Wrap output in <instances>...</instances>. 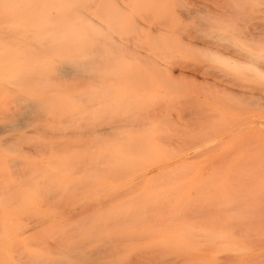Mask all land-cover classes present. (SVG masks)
<instances>
[{
    "label": "rangeland",
    "instance_id": "1",
    "mask_svg": "<svg viewBox=\"0 0 264 264\" xmlns=\"http://www.w3.org/2000/svg\"><path fill=\"white\" fill-rule=\"evenodd\" d=\"M187 1L189 2L187 4V7L190 8L192 6V8L190 10L193 11V15H192L193 17L190 19L180 17L181 16L180 13H181V11H184V8H185L184 4ZM187 1L185 0V2L183 3V0H182V2L180 1L181 3L179 1L177 3L176 0H163V1L162 0H139V3H138L139 5L137 7L138 9H137L136 16L134 18V24H133V27H135L137 32L134 33L132 31L133 27H131L127 32H128V34L130 33L129 34L130 37L134 36L136 38V41H137L136 44L138 42L141 46H142V44H144V45L148 44L147 46L143 45L144 47H147L146 51H145L146 48L143 49V47H138L137 46L138 44L137 45L135 44V48L137 49L136 50L137 53H134V54L131 53V57H132V55H135L134 57L136 60V59H138L136 57V55H138V53L143 55V51H144L145 55H147V56H145V55L142 56L140 54H139V56H141L140 58L143 57V59L148 57V59H147V61H146V59H144L146 61V64L143 66L142 63H140V65H139V62H141L139 59H138L139 62L135 63V60L132 61L131 58H129L132 62H134L135 64H138L137 65L138 67L135 66L137 68L136 69L133 66L135 64L134 63L131 64L132 62L128 59V57H125L123 55V58L124 59L126 58L125 60H127V63H126L125 60H123V58H122V61L125 62V63L122 62V65L125 66L124 64H126V67H124V70L126 71L127 76H126V73L123 72V70L121 69L123 66L121 68H119L121 66V63H120L121 61H120L119 62L120 66L118 65L116 68L121 69V70H119V72L121 71L123 74L121 73V76H120L121 80L119 82H117L118 85L116 84V88H118V89L115 90V95L117 97L119 95V97L118 98L114 97V100L117 99L116 100V102H117L118 100H120L119 98H122L123 100L121 99L120 101H122V102L124 101V103H126V105H124V103H123V105H121V107H120L122 109L121 112H123V114H125V117H121L120 116L121 114L119 115L120 118H122V119L126 118L127 113L131 114V112L133 113L134 112L133 110H135V111H139L140 112L139 114L141 116L143 115V113H146V114H151V115H147V117L148 116L154 117L153 119L156 118V120L158 122L163 120L160 123V125H162L160 127V128H162L161 133L162 132L167 133L169 131V129H164L165 128L164 126L167 123L169 124V122H167V123H164V122L169 121V120L170 121L174 120L175 122L171 123L173 125L174 123L177 122L178 117L184 115L185 113H187L189 111L191 112L194 110L195 113L198 114V115H196L193 111L192 113H194V116L201 117L200 119L197 117L196 121L201 120V119L203 120L205 118V121L207 120V123H210V121L212 122L211 123L212 128H215L213 126H217V125L218 126L216 127V129L206 128L209 131L203 130L204 132H202V131L197 132V133H199V134H197L198 136L195 135L196 133H193L192 137H194V135H195L193 141L199 136L200 137L196 140L197 142H200L201 137H202V139L207 138V140L210 139L211 141L213 139L214 141H212V142L209 140L210 143L205 139H203V140L206 143L208 142L207 145L211 146V147L212 146L215 147L218 144V146H216L217 150H214L215 152L213 151L212 153L206 154V156L205 155H203L202 157L199 156L198 159H195L193 161L189 160L186 163L181 164L179 162V160L181 159L182 155L180 157L179 156L176 157V156L181 154L182 151L179 152L181 149L175 147L174 146L175 143H174L171 146L172 148L167 149L169 152H166V153L165 152H160V153H156V154L155 153L154 154L153 153L152 154L137 153L138 155L136 153H134V155H132L133 153H130V154L128 153L129 155L128 154L127 155L116 154V156L119 159L118 161L125 159L124 163H123V161H122V163L120 162L122 164V166L119 163V165H120L119 167L117 166L118 165L117 163H116L117 165H114L115 161L113 162V164H111L112 161L105 158L104 155H102V157L98 156V158L103 160L107 164V165L105 164V166H108V167H105V166L99 167V165H101V164H99V165H97L98 163L95 164V160L97 159V156H95V159H94V157L93 158L91 157L89 159V160H92V162H89L88 159H86L87 164L83 163L86 161L82 162L83 156L81 157V159L79 161H77L78 155H80V154L86 155V153H83L82 151H80V154L76 153L77 159L74 158V159H76V161H73L71 159L75 163V166H76V164H77V166H79V164H80V166L79 167H73L72 169H70L71 170L70 171L67 163L65 165H64V163H62V165H61V162L63 160V157H64V159L65 158L67 159L71 156L70 154H73V152H71V153L65 152V150H68L69 147L68 146L61 147L60 145H57V150L55 149L56 147L55 148L53 147L54 151L50 150L49 145H50L51 141H52L51 143L53 146H56V144H58V143L53 144L54 141L49 140V139H52L51 135L54 132L52 133L51 131L53 130V128H56L53 131L58 130L57 127L60 128L59 126H61V125H59V124H63L65 127L67 126L66 128H68L69 122H70V124L72 122V125L74 124L72 119H71L72 121L71 120L69 121V118H71L70 116H72V109L74 108V107L73 108L69 107L73 103L71 101L68 102L69 104H67L69 107L68 109H70V111L66 110L67 113L69 114L68 115L66 113V115L68 116V119L65 120L68 125H65L66 123L64 122V120L62 121V119L61 120L59 119L60 117H57L58 119L55 117L52 118L53 116H56V115L58 116L60 114L54 113L53 115H48L46 113L45 116H47V117L51 116L48 119L57 120V121H54L57 123V125H55V124H54V126H52L53 124L49 125V123H51V122H49L50 120L48 121V119L45 120L46 118H44L42 121H40L41 123L38 122L35 124V126L32 125L33 129H31L32 126H30V128L27 127L25 129H22V131H15V132L11 131L13 133L6 132L3 134H0L1 135L0 136L1 141L7 140V139L8 140L14 139V137H19V140H16L13 143L11 142V144H10L11 146H9V147L7 146V144H5L6 146L4 144L0 145L1 147H3L2 145L5 146L3 148L0 147V171H1L0 172V175H1L0 176V180H1L0 183L3 181V183H1V186H0V193H1L0 194L1 195L0 196V231L2 232V233H0V264H20V262H22L21 261L22 259L26 260V257L29 258L26 261L31 260L30 262H32V263L35 262L34 264H37L40 259L42 260V262L40 261L41 263H43V260L49 261L51 259L60 260L61 258H63L65 260H67V259L69 260L67 254L72 255L73 253L79 254V255H77L79 257H77V259H76V260L79 259V262L77 261L76 263H78V264L83 263L84 264V260L83 261L81 260L82 259L81 258L82 256H80L81 254L83 255V253H85V255H83V256L86 257V254H88L89 250L91 251L94 248L96 249L97 247L101 246L102 244L106 247L109 245L108 243H110L111 240L114 241L115 238L120 239V241H118V243H117L116 239L114 241V243L116 242L115 244H117V246L121 245V243L123 244V246H125V245L127 246L130 242V239L132 240L134 238L133 235H132L133 237H131V233L137 234V232L142 233L143 230L147 231L149 229V227H148L149 223L151 224V222H149V221L153 220L155 215L164 214L162 216H165V218L167 216L171 217L172 216L171 215L172 210L175 213L178 212V214L181 212L183 213V214L181 213L180 215L177 214L180 217V218L176 219L178 227L179 226L181 227L183 225L182 223H186L187 220H189V219L196 218L198 221L202 222L204 220V218H206L203 221V226H201L202 223H200L201 225L200 224L199 225L201 227L198 225V226H196L197 228H195V226L189 227V225H183L181 227V229L178 228L177 230H176V228L175 229L171 228V230H168L169 228L167 226L153 229V230H157L156 234L158 233V235H156L155 238L161 239V240H158V239L157 240L155 239V240H156V242L158 241V242L163 244V246H160L161 244L157 242L158 244H160L159 246L161 247V249L164 247L163 252H165V253L169 252L171 254V256H173L175 258V261L177 263L180 262L179 259L185 260L188 258V260H186L185 264L186 263L187 264H264V123H262V122H264V79L260 78L258 76H255L254 73L251 74L249 71H245L244 74H243V72L237 73L238 70L234 71L229 66H226L223 64H221L222 67L220 68L219 67L220 64L218 62L213 60L211 57H208L209 56L208 52L211 54H213V53L218 54V52H215V51H219V53H221V55H224V57H227V58L231 57L235 60L240 59L241 61L244 60V62L251 61V59L247 58V56H245L244 54L242 55L241 52L240 53L236 52V51L234 52V50H233V52H231L232 54H230V52H229V51H231L230 44H235V42H234L235 37L234 38L231 37L232 39L229 37L231 39L230 40L231 42L230 41L228 42V41H226L227 39L226 40L223 39V37L226 33L222 34L223 37H220L221 35L219 36V38L217 39L218 44L216 45V39L213 38L215 41L212 39L211 33L214 31H216L215 33H217V32L221 33V31H220V29H217V27H216L217 25H215V27H214V25L212 26L213 22L211 21L209 15L206 14L207 13L206 9H209L210 7L212 8V6H210V7L207 6L208 4H207L206 0H191V1L187 0ZM176 3H177V5H176ZM198 4H201V5H198ZM4 5H5L4 2H0V6H4ZM5 8L6 7L1 8L2 11H5ZM201 10L204 12L201 13L202 12ZM194 12H195V14H194ZM151 14L152 15L154 14V15L152 16ZM200 14H202V15H200ZM204 15L206 16V18ZM159 16L161 19L167 17L168 22L165 21L166 19H164L165 22L163 20H161L162 21L161 22ZM203 16L206 20L204 18H199V17H203ZM151 18L153 19V21L151 20ZM203 19L206 22L208 20H210V21H208L207 24H203L201 22V20L203 21ZM157 21H158V23H157ZM161 23H164V24H161ZM165 23L167 24V26ZM201 25H203V26H201ZM204 25H205V27H204ZM183 26L186 29L185 28L182 29ZM186 26H188V28ZM202 28H204L205 30ZM203 31H205V32H203ZM155 32H157V33H155ZM199 34L202 36L199 37L200 36ZM208 34H209V36H208ZM196 35H198V36H196ZM126 36L127 35H124V36L122 35V37H126ZM225 37H227V36H225ZM220 38H221V40H220ZM148 39H149V41H148ZM206 39H207V41H206ZM222 39L225 40V42H223ZM167 40H168V42H167ZM236 40L237 39H235V41ZM157 42H159L161 45ZM211 42H214V43H211ZM238 42H240V41H238ZM165 43H168V44H165ZM219 43H222V44L225 43V45L227 43V46L229 44V47L225 46V47H227V49H226L225 47H223ZM52 44L55 45L56 43L53 42ZM103 45H105V44H103ZM132 45H134V43ZM156 45L159 47H157ZM173 46H174V48H172ZM149 48L153 49V50H149V52H148ZM240 48L242 49V47H240ZM228 49H230V50H228ZM172 50H174V51H172ZM182 50H183V52H182ZM160 51H162V52H160ZM34 52L36 53L37 51H34ZM49 52H51L50 55H52L53 52L54 53L60 52V50L49 51ZM155 52L156 53L159 52L157 54H160V55L158 56ZM224 52H226V53L224 54ZM153 53H155L156 55ZM161 53H164V54H161ZM238 53H239V55H237ZM167 54H168V56H167ZM47 55H49V53ZM150 55H151V58H150ZM174 55H176V57H173ZM225 55H227V56H225ZM199 56H201L200 59H199ZM166 57H168V58H166ZM238 57H240V58H238ZM48 58H49V56L47 57V59ZM164 58H166V60H164ZM169 59L171 61H175V62L179 61L177 65H180V64L182 65L183 64L182 61H184V64L186 61L187 64L193 63L192 65L196 64L198 66L201 63L202 64L200 66H202L203 64H204L203 66H207V65L213 66V64H214L213 67L220 68L224 72L226 71L225 74H227V75L229 74L231 76H232V74H230V73H232L234 71L235 76L233 77V80L234 79H235V81L238 80L237 85L234 83V81L233 82L228 81V83L230 82L228 84L227 82L224 83V82L220 81L219 79H217L218 85L216 86L219 90L223 89L227 94H231V93L234 94V96H232L231 98L229 96H227L229 99H225L224 97L223 98L218 97V99L220 98V101H222V102L227 100L224 102L226 104H229L228 102H230V104L234 103V104H232V106H233L232 113H231V111H227L226 107L223 108V106L221 108H223L224 111H227V112H223L222 109H219V111H218L219 105L216 104L217 101H216V103H211V104H213L212 105L213 107L215 105V111H213L214 108L212 106H209V105H205L204 108L205 109L207 107L210 109L213 108L212 113L209 112L210 110H208V109L206 110V112H205V109L203 111L202 106H204V104H205V102L203 101L204 97L203 96L200 97L201 101L204 102V103H201V101L198 100L197 96H195V93H193V92L189 93L188 91L185 90V89L188 90V88L190 90V88H191V84L189 83V80L178 79V80L172 81V79L168 78L167 73L164 72L165 64L170 61ZM206 59H208V60H206ZM148 60H150V64H147V63H149ZM262 60H263V63L259 62L257 64V66L264 71V54H262ZM128 61H130V63ZM180 61L182 63H180ZM208 61H210V62L208 63ZM136 62H137V60H136ZM211 63H212V65H210ZM215 63H217V64H215ZM205 64H207V65H205ZM217 65H219V66H217ZM127 66L128 67L131 66L130 69H132V70L129 69V71H127V69H126V68H128ZM224 66H225V68H224ZM133 68H135L136 70ZM162 73L166 76L162 75ZM160 75L162 76V78H163V76L165 77L164 80L161 78ZM157 76H159V78ZM174 76H177V73H175ZM250 77H252L253 79ZM127 78H129V79H127ZM239 80L241 83H239ZM123 81H124V83H123ZM168 81H169V83H165ZM209 81L212 84L214 82L212 80H209ZM0 82H2L1 84L7 85L6 82H3L2 80H0ZM163 82L165 83L164 84L165 86L167 85L166 86L167 88L165 87V89H163L164 88V85H162ZM130 83H132V84H130ZM219 83H220V86H219ZM214 84H215V82H214ZM225 84L227 85V87ZM239 84H241V85H239ZM130 85H132V86H130ZM126 86H129V88ZM161 86H162V88H161ZM251 86H254V87H251ZM262 86H263V88H262ZM170 87H171V89H170ZM259 87H260V89H259ZM164 90H166V94H165V92H161ZM143 91L145 92V94ZM117 92H118V94H116ZM160 92L163 93L164 96L166 95L167 98L163 99V100L161 99L162 101H159V98H161V97L158 95V93H160ZM124 93L127 97L124 95ZM131 95L134 98L133 100L130 99V98H132ZM164 96H163V98H165ZM185 96H189L190 97V98L188 97L189 100L192 98L195 99L196 100L195 102H197L196 106H198V109H197V107L194 106L195 104L188 103V105H187L188 100L186 99ZM136 97L137 98L140 97V98L137 99ZM171 97H174L173 103L170 101L173 99ZM168 98H169V100H168ZM135 99H137V100H135ZM175 99L177 101L179 99L180 100L177 102V101H175ZM114 100H113V102H114ZM134 100L136 102H134ZM120 101H118L117 103H120ZM116 102L114 103V105H116ZM138 102H140L144 105L142 107L145 108V106H147L150 109L146 108V111H147V109H148V111L145 112V109L143 111V109H141V107L139 108V106H136ZM160 102L162 103V105H164V107L161 105ZM183 102H185V103H183ZM193 103H194V101H193ZM200 103L202 105H200ZM170 104L172 106H169ZM190 104H191V106H190ZM117 105L119 106L120 104H117ZM138 105L141 106V104H138ZM73 106H74V104H73ZM111 107H113V105L112 106L110 105V109H111V111H113V109ZM127 107H129V108H127ZM0 108H3V112H4L5 109H4L3 104H2V107L0 105ZM113 108L115 109L116 107H113ZM120 108H117L118 111H120ZM123 108H126V109H124V111H123ZM182 108L184 109V111ZM234 108H235V111H233ZM127 109H128V111H127ZM158 109H159V111L161 109V111L158 112ZM162 109H164V112H162ZM236 109H237V111H236ZM238 109H239V111H238ZM242 109H244L245 112H243ZM257 109H258V111H257ZM115 111H116V109H115ZM125 111H126V113H125ZM216 111L219 112V114ZM220 111H222V112H220ZM0 113H1V111H0ZM117 113L116 112H112V113L110 112V116L108 113L107 114L108 116L105 115V116H107V118L105 116H104V118L105 119L109 118V120L112 121L114 118H112L111 115H113V114L118 115ZM162 113L163 114L165 113L164 118H163ZM203 113L209 114L208 117L211 120L207 119L208 117H204L203 115L206 116V114H203ZM220 113H222L224 116L221 115ZM224 113L226 114V116ZM216 114H218V115L216 116ZM219 115H221V118ZM157 116H159V117H157ZM202 116H203V118H202ZM117 117L118 116H116L115 119H117ZM192 117H193V115H192ZM212 117H213V119H212ZM102 118H103V115H102ZM157 118H160V119L163 118V119L158 120ZM148 119H150V118H148ZM59 120L61 122H64L65 124L59 122ZM203 121H201V122L203 123ZM0 123H3L2 118H1ZM52 123H53V121H52ZM236 123L239 124L238 127H237ZM1 125L2 124H0V126ZM72 125H70L69 128L70 127L73 128ZM219 125L224 126V127H222V129H221ZM233 125H235V126H233ZM65 127H62L61 129L62 130L66 129ZM166 128H168V127L166 126ZM226 128H227V130H226ZM234 128L236 130H234ZM219 129H221L219 133L223 134V138L226 137L225 139L227 140V142H228V139H231L228 143L227 142L223 143V141L225 142V139L220 141L222 139L221 138L222 135L219 136L220 137V140H219L217 135H220V134L216 133L217 131H219ZM47 130H50L49 132L51 134L49 132H47ZM224 130H226L225 133H229L230 136L227 137V134H225L223 132ZM232 130H234V131H232ZM34 131H36V133ZM207 132H210V133H207ZM49 135L51 138L49 137ZM203 136H205V137H203ZM22 139L25 141H23ZM203 140H201V141H203ZM35 141L37 144L35 143ZM189 141H191L190 143H192V144L196 142V141L193 142L192 140H189ZM42 142L44 145L43 148H41L43 146ZM221 142H222V145H220ZM247 142H249V143H247ZM0 143H2V142H0ZM245 143L248 145V147ZM253 143H254V145H253ZM35 145H36V147H35ZM64 145H65V143H64ZM251 145H253V146H251ZM59 146L61 148H59ZM177 146H179V145H177ZM34 147L37 149H34ZM58 149H60V151L62 149L63 153H66V154L63 155L60 151H58ZM35 150H37V151H35ZM248 150H250V151H248ZM51 151L52 152L57 151L56 152L57 155H55V153L52 154ZM86 152H87V155H90V156L93 155V154H90V151H86ZM177 152H179V154ZM245 152H246V154H245ZM58 153H60L61 155L58 156L59 155ZM167 153H169V154H167ZM45 154H46V156H45ZM199 154L202 155L201 153H199ZM142 155H143V158H142ZM121 156L126 157V158L123 159V157L121 158ZM134 156H135L136 160L134 159ZM59 157H61V158H59ZM171 157H173V158L171 159ZM220 158H222V159L219 160ZM153 159H155L156 163L153 161ZM93 160H94V167H96L94 169L92 167L93 164H91V166H90V164H88V163H93ZM150 160H152L153 162H151ZM156 160L157 161L160 160L159 162L161 163V165L163 167L160 166V163H157ZM214 160H215V163H214ZM12 161L16 163L14 168H13L14 164L12 163ZM58 161L60 164L57 163ZM139 161H140V163H139ZM50 162H51V164H50ZM78 162H79V164H78ZM53 163H54V165H53ZM68 163H70V160ZM130 163H132V164H130ZM49 164H50V166H53V167H50V166L47 167V165H49ZM126 164H129L130 166L128 165L129 167L127 166V168H126ZM17 165H19V166H17ZM63 165L65 166L64 168H66V169L62 168ZM81 165H83V166H81ZM152 165H154V166H152ZM97 166H98V169H102V167H104L106 169L110 167L111 169L110 168H109L110 170L104 169L103 172H101L100 170H97L96 171L97 173H95L94 175L98 174V171L101 172L102 175L99 174L98 175L99 178H96L98 176L97 175L93 176L92 174H93V172H95L94 170L97 169ZM115 166H117V167H115ZM141 166H143V167H141ZM146 166H148V167H146ZM83 167H85V168H83ZM42 168H44V169H42ZM187 168H189L190 170L192 169V170L190 171ZM63 169H64V171H63ZM81 169L83 171H80L81 172L80 173L79 170H81ZM85 169H87V170H85ZM186 169L189 170V172L186 171ZM66 170H67V173H70L71 175L70 174L68 175L67 173H65ZM77 171L79 172L78 177H77V175H78ZM91 171H92V174H91ZM107 171H108V173H107ZM177 171L179 173H177ZM17 172H19L18 175H16ZM26 173L28 174L29 177L27 176ZM74 173L75 174L77 173V175L75 176ZM188 173L190 175L191 174L192 175L190 176ZM64 174L66 175V177H65L66 179L64 178ZM103 175H105V176L103 177ZM23 177H25L24 178L25 181H24ZM160 177H161V179H160ZM92 178H95V180H93ZM176 178H177V180H176ZM98 179H99V181H98ZM148 179L151 181H148ZM4 181H6V182H4ZM8 182H9V185H8ZM139 182H140V184H139ZM202 182H203V184H202ZM47 183L49 185H47ZM151 183H153V184H151ZM10 185H11V187H7ZM161 186L163 187V190L161 189L162 188ZM165 186L168 188H165ZM182 186H184V187H182ZM15 188H16V190H15ZM200 188H202V190ZM53 189H54V191H52ZM147 189L148 190L150 189V191L149 192L146 191ZM11 190H12V192H11ZM101 191H103V192H101ZM163 191H164V193H163ZM165 191H168L169 193H167ZM176 191H177V193H176ZM56 192H58V193H56ZM121 192L123 195L121 194ZM113 194H115V195H113ZM172 195H173V197H172ZM4 197L5 198L7 197L6 203L4 201ZM167 198L170 201H168ZM112 199L114 200V203H112V201H113ZM243 199H244V201H243ZM8 201L10 203H8ZM131 201H132V203L133 202L135 203V204H132L131 206L129 205V207H131L132 209L135 210L138 205L141 207V208L138 207L135 210L136 213L133 214V219H135V217L138 216L137 213H139V211H141V212L143 211V213H145L146 216H144L143 219L146 221H143V219H141L142 220L141 223L145 222V224H146V222H149L144 227L145 229L141 225H140L141 228L138 227L137 226V225H139L138 223L136 225H131L132 227H127L128 224L124 223L122 221V225L124 227L126 226L125 228H123L121 223L119 224V222H121L120 218L123 219L122 218L123 214L125 212H128L129 209H131V208H128V203ZM140 202L142 204L145 202L143 204L144 206H142ZM138 203H140V204H138ZM154 205H157V206H154ZM165 205H167V206H165ZM168 207H169V209L171 208L170 209L171 211L169 213H168V211H169ZM175 207H176V209H178L177 212H176ZM156 208L157 209L160 208V210H157ZM189 208H190V210H189ZM179 209L180 210L183 209V210L180 211ZM84 210H86V212L88 214H90V216L87 215V213H84L85 212ZM144 210H146V211H144ZM81 211L83 213V217H85L87 215V217H86L87 219L86 218H84V219H86V221L89 220L88 222H86L85 220H82L83 217H80L82 215ZM185 211H186V213H185ZM193 211H195V212H193ZM156 212H157V214H156ZM75 213H76V215H80V214L81 215L76 216ZM154 213H155V215H153ZM166 213H167V215H166ZM175 213H174V215H175ZM84 214H85V216H84ZM114 214H116V215H114ZM187 214H189V216ZM192 214L196 215V216L194 217ZM70 215H71V218H70ZM77 217H79V218H77ZM102 217H105V221H104L105 225H104V222L102 221V220H104ZM117 217L119 220L116 219ZM175 217H176V215L172 218L175 219ZM88 218H90L91 220ZM150 218H151V220H150ZM184 218H187V220L186 219L184 220ZM211 218L213 221H210ZM77 219H79V220H77ZM181 219H183L184 222L181 221ZM216 219L218 221H216ZM41 220H42V222H41ZM147 220H149V221H147ZM166 220H168V219L166 218ZM84 221L86 224L87 223L88 224L85 225ZM91 221H93V222H91ZM176 221H175V223H176ZM219 221H222V222H219ZM214 222H216V223L214 224ZM80 223H82L81 225H84L85 230H83V231H85V234L88 232V235L87 234L85 235L84 233L82 234L81 229H80L81 232L79 231L80 233L74 232V231H77L79 228L83 227L80 225ZM204 223L206 225H204ZM70 224L73 226H71ZM114 225L116 226V228L114 227ZM228 225H229V227H226ZM74 226L75 227L77 226L76 228H78V229L76 230V228ZM87 226H88L87 230H89V231H86ZM112 226L115 229L112 228ZM237 226H238V228H236ZM239 226L241 228H239ZM106 227H107V229L105 230L106 232L104 230L100 231V228L105 229ZM192 227H194V228L192 229ZM74 228H75V230H74ZM110 228H112V229H110ZM133 228L136 231H132L131 229H133ZM187 228H190V229L188 230ZM22 229H24V230H22ZM94 229H97L98 232L104 231L105 235H103V234L99 235L100 234V232H99V234L97 233V236H95L97 231L95 230L96 231L95 232ZM125 229L126 230L129 229L130 231L129 230L126 231ZM185 229L187 232L185 231ZM66 230L69 231L70 234L67 233ZM71 230L73 233H75V235H73V233H71ZM150 230L152 231L151 228H150ZM195 230L197 232H195ZM15 231H16V234L14 233ZM114 231H115V233H114ZM125 231H126V233H125ZM91 232H93V234H95V235H91L92 234ZM65 233H67V234H65ZM77 233H79V235H77ZM109 233H113V234H115V236L112 235V236L108 237ZM119 233H122L123 239H121L122 237H121V234H119ZM81 234L84 236H81ZM116 234H119L118 236H120V238H118L116 236ZM125 234L126 235L129 234V235H127L128 237L125 236ZM16 235H18V236H16ZM69 235H71V236L69 237ZM109 235H111V234H109ZM27 236L29 239L27 238ZM80 236H81V238H80ZM92 236L97 237V238H94L96 240H99L100 236H102V237H101L100 241L93 240L97 243L91 244L90 242L93 239ZM113 236H114V239L111 238ZM124 236H125V238H124ZM202 236L204 237V240L202 239L203 238ZM6 237H8V238H6ZM51 237H53V238H51ZM55 237H57V238H55ZM58 237L60 238L59 240H58ZM72 237H73V239H74V237L75 238L78 237L79 239L77 238L76 240L75 239L72 240ZM89 237L91 239H87L86 240L87 242L84 243L85 240H83V239H86ZM197 237L198 238L202 237L201 241L199 239H197ZM65 238H69V240L66 239L67 240L66 241ZM110 238H111V240H110ZM162 238H164L166 240V244L164 243V241H162ZM10 239H12V240H10ZM23 239H25V241ZM63 239H64V242H63ZM80 239L82 240L83 246H84V244L85 245L87 244L86 245L87 247L85 246V249L89 248V250L83 249V251L85 250V252H83L81 249L82 248L81 245H79V246H81V248H80L81 250L78 248L79 246L78 247L75 246V245H77V243L79 244ZM207 239L210 241L209 243H208ZM22 240H23V242H22ZM106 240L109 242H107ZM13 241H15V242H13ZM102 241L103 242L105 241L107 245L105 244V242L102 243ZM11 242H13V243L11 244ZM70 242L71 243L74 242V243L70 244ZM170 242L173 245H171ZM176 242H178V244ZM63 243L65 245H62ZM88 243H90V245H92V246H90V245L89 246L92 247L93 249H90V247L88 246ZM114 243H112V244H114ZM138 243H140V242H138ZM112 244H110V245H112ZM168 244H170L171 246ZM174 245H175V247H174ZM39 246L41 247L40 249H38ZM45 246H46V248H45ZM61 246H62V248H61ZM178 246H180V247H178ZM50 247L51 248L53 247L52 249H54V250L57 248L58 251L55 250L56 253L54 251V253L51 254L50 253L51 250H49V249H51ZM74 247H76L79 250L78 253L76 252L77 249ZM59 248H60V250H62L63 253L59 252L60 251ZM71 248L75 250V251H73V253L71 251ZM167 248L168 249L170 248V250L172 249L173 251L172 250L170 251ZM183 249L185 250V253L183 252ZM45 250H46V253H44ZM177 251L179 254L177 253ZM31 252L33 253L32 255H31ZM48 252L51 255H48ZM64 252L65 253L67 252V254H65ZM24 254L26 257L23 256ZM44 254H45V257H44ZM46 254L50 258L46 257ZM56 254H59V255H57V257L53 256ZM63 254H65L66 257ZM29 255H31L32 258L34 257V259H31V256L29 257ZM41 255H42V257H41ZM9 257H11V259H9ZM184 257H186V258H184ZM15 259H16V261H15ZM35 259H37V260L35 261ZM25 260H23V262ZM85 260H88V259H85ZM45 261H44V263H46ZM60 261H63V260L61 259ZM175 261L173 260V262H175ZM23 262L21 264H23ZM176 262H175V264H176ZM46 264H49V262Z\"/></svg>",
    "mask_w": 264,
    "mask_h": 264
},
{
    "label": "bare ground",
    "instance_id": "2",
    "mask_svg": "<svg viewBox=\"0 0 264 264\" xmlns=\"http://www.w3.org/2000/svg\"><path fill=\"white\" fill-rule=\"evenodd\" d=\"M176 1H177V3H178V1L182 2V0H176ZM0 2H4L5 3L4 6H0V80H2L3 82H6V84L8 85L7 86V85H4V84H1L2 82H0V105L2 107V104H3L4 105V109H5L4 112H3V108H0V111H1V113H0V116H1L0 117V122H1V118H2V122H3V123H0V124H2L0 126V134L6 133V132L13 133L11 131H14V132L15 131H22V129H25L27 127L30 128V126H32V125L35 126L36 123L42 121L44 118H46L45 120H47L48 118L51 117V116L50 117L49 116L48 117L45 116L46 113L48 115H53L54 113H56V114L58 113L60 115L57 116L55 114L56 116H53L52 118L60 117L59 119L60 120L62 119V121L64 120V122L66 123L65 120L68 119V116L66 115V113H67V111H70V109H68V108L69 107H72V108L74 107L72 109V116H70L71 118H69V121L72 119L74 124L72 125V122H71V124L69 122V126L72 125V127L73 128L75 127V128L74 129L71 128V127L69 128V126H68V128H66L67 126L65 127L63 124H59L61 126H59L60 128L57 127L58 130H56V131H53L56 128L52 127L53 130L50 128L52 130L51 132L52 133L54 132V133L51 135L52 139H49V140H53L54 141L53 144L54 143L55 144L58 143V144H56V146H53L52 143H51L52 141H51L50 145H49L50 146V148H49L50 150H53V147L54 148L56 147L55 149L57 150V145H60L61 147H64V146H68L69 147V149L65 150V152H67V153L68 152L69 153L73 152V154H70L71 155L70 157L68 156L70 159L69 158H67V159L65 158L64 159V157L62 156L63 160L65 162L62 159H61L62 162L58 159L61 162V165H62V163H64V165L67 163V165L69 166V170L72 169L73 167H79L80 166L79 162H78L79 166H77V164L75 166V163L73 162V161H76L77 154L78 153L80 154V151H82L83 153H86V155H87L86 151H90V154H93L94 156L93 155L92 156H90V155L86 156L85 154L84 155L80 154V155H78L77 161H79L81 159V157L83 156L82 162L86 161V159H88L89 162H92V160H89V159L91 157L92 158L94 157V159H95V156H97V159L95 160V164H97V163H98L97 165L101 164V165H99V167L100 166H105L106 163L103 160H101L100 158H98V156L102 157V155H104L105 158H107L108 160L112 161L111 164H113V162L115 161L114 165L118 164L117 166L119 167L120 166L119 163L120 162L122 163V161L124 163L125 162L124 158H126V157L121 156V158L123 157L124 160L118 161L119 159L116 156V154H120V155L121 154H125V155H127L128 153L129 154L133 153L132 155H134V153H136V154L137 153H143V154H152V153L154 154L155 153L156 154V153H160V152H165L166 153V152H169L167 149L172 148L171 146L174 143H175V145H174L175 147L181 149L179 152L182 151L181 154H179V152H177L179 155L176 156V157H178V156L180 157L182 155L181 159L179 160V162L181 164L186 163L189 160L193 161L195 159H198L199 156L200 157H202L203 155L206 156V154L212 153L214 150H217L216 146H218V144L216 146L214 145L215 147H213V146L211 147V146L207 145L208 142L210 143V141H211L210 139H209L210 140L209 141V140H207V138L206 139L203 138V139L208 141L206 143L201 137V140H203V141H201L199 139L200 142H197L196 140L200 136L197 137L194 140V141H196L195 143H193V144L190 143L191 141H189V140L193 141L195 135L199 134L197 132H201V131L204 132V131H207L209 128L216 129V127L218 126V125L217 126H213L215 128H212L211 127L212 126L211 125L212 122L210 121V123H207V120L205 121V118L203 119L204 121L202 119L196 121L197 117L199 119L201 117L194 116V113H195L194 110H193L194 113H192L193 111H191V112L189 111V112L185 113L184 115L178 117L177 122H176L177 124L176 123H174L173 125L171 124V123L175 122L174 120L173 121L169 120V121L164 122V123L169 122V124H170L169 125L167 123L169 126L167 124L166 125L164 124L165 125L164 129H169V131L167 130L168 132L166 131L167 133H163V132L161 133V129L162 128H160L162 126V125H160V123L163 121L161 119L164 118L165 113L164 114L162 113L163 114V118H161V119L157 118L158 120L159 119L161 120L159 122L156 120V118L153 119L154 117H151V116L147 117V115H151V114L143 113V115L141 116L139 114L140 112L139 111H135V110H133L134 112L133 113L131 112V114L127 113L126 114V118H124L125 120L120 118V116L121 117H125V114H123V112H121L122 109L120 108L121 105H123L124 101L123 102L120 101L122 98H119L120 100H118V101H120V103H117L118 101L116 102L117 99L114 100V97H117L115 95V90L118 89V88H116L117 82H119L121 80L120 76H121L122 72L121 71L119 72V70L122 69L123 72L126 73V71L124 70V67H126V64H124L125 66L122 65L123 55L125 57H128V59L131 58V60L133 61V60H135V57H134L135 55H132V57H131V53L132 54L137 53V51H136L137 49L135 48V44L137 42L136 38L133 36L134 34L132 35L134 38L130 37L129 36L130 33L128 34L127 31L131 27H133L134 18L136 16V12H137V9H138L137 7L139 5L138 4L139 0H0ZM184 2H185V0H183V3ZM206 2L208 4L207 5L208 7L212 6V8H213L212 9L210 7L212 10L210 8L206 9L207 10L206 14L209 15L211 21L213 22L212 26L214 25V27H215V25H217L216 26L217 29H220V31H221V33L220 32L219 33L218 32L215 33L216 31L211 33L212 39L213 38L216 39V45L218 44L217 39L219 38V36L221 35L220 37H223L222 34L226 33L224 35L223 39H225V40L227 39L226 41H228V42L232 38L235 37L234 38L235 44H230V48H231V51H229L230 54H232L231 52H233V50H234V52L235 51L239 52V53L241 52L242 55L244 54L245 56H247V58L251 59V61L244 62V60L241 61L240 59L239 60H235V59H233L231 57L227 58V57H224V55H221V53H219V51H215V52H218V54H216V53L215 54L214 53L211 54V53L208 52V55H209L208 57H211L213 60L218 62L220 64V66L219 65H217V66H219L220 68L222 67L221 64H223V65L229 66L234 71L238 70L237 73L238 72H243V74H244L245 71H249L251 74L254 73L255 76H258V77L264 79V71L257 66V64L259 62L263 63L262 54H264V0H206ZM177 3H176V5H177ZM188 3L189 2L187 1L184 4L185 8H184V11H181V13H180L181 16L179 15L180 17L187 18V19H190V18L193 17L192 16L193 15V11L190 10L192 8V6L190 8L187 7ZM198 5H201V4H198ZM4 7H6L5 11H2L1 8H4ZM195 12H194V14H195ZM203 12L204 11H202L201 13H203ZM200 15H202V14H200ZM204 16L203 17H199V18H204ZM159 18H160V16H159ZM205 18H206V16H205ZM164 19H166L165 21L168 22L167 17L163 18V19L160 18V21L161 20L164 21ZM204 19H203V21H204ZM151 20L153 21L152 18H151ZM203 21L201 20V22L203 24H207V22L210 21V20H208L207 22L206 21L203 22ZM157 23H158V21H157ZM161 24H164V23H161ZM166 26H167V24H166ZM201 26H203V25H201ZM186 27L188 28V26H186ZM204 27H205V25H204ZM183 28H185V27L183 26L182 29ZM202 29H204V28H202ZM132 31L134 33L137 32L135 27L132 28ZM203 32H205V31H203ZM155 33H157V32H155ZM122 35L123 36L127 35V36L126 37H122ZM196 36H198V35H196ZM201 36L202 35H200L199 37H201ZM208 36H209V34H208ZM225 36H227V37H225ZM229 37L230 38L232 37V38L230 39ZM223 39H222V41L225 42V40H223ZM235 39H237L240 42H238L237 40L235 41ZM220 40H221V38H220ZM148 41H149V39H148ZM206 41H207V39H206ZM53 42L56 43V44L53 45L52 44ZM167 42H168V40H167ZM133 43H134V45H132ZM157 43H159V42H157ZM211 43H214V42H211ZM103 44H105L106 46L103 45ZM137 44L136 45L138 47H143V49L146 48L145 51L147 50V47H144V46H147L148 44L147 45L142 44V46L139 44V42ZM165 44H168V43H165ZM219 44L222 45L223 47L227 46V43H226V45H225V43H223V44L219 43ZM239 46L242 47V49ZM157 47H159V46H157ZM227 47H229V44H228ZM227 47H225V48L227 49ZM172 48H174V46ZM55 50L56 51L60 50V52H56L57 54L53 52L54 54L52 53V55H50L51 52H49V51H55ZM149 50H153V49L149 48L148 52H149ZM228 50H230V49H228ZM34 51H37V52L35 53ZM172 51H174V50H172ZM160 52H162V51H160ZM182 52H183V50H182ZM48 53H49V55H47ZM155 53H153V54H155ZM157 53H159V52H157ZM225 53L226 52H224V54ZM239 53L237 55H239ZM139 54L140 53H138V55H136V57L141 62H139L138 59H136L137 62L135 60V63L139 62V65H140V63H142L143 66H144L146 64V61H147L148 57L144 58V59H146V61H145L143 59V57L140 58L141 56H139ZM161 54H164V53H161ZM140 55H142V54H140ZM143 55H145L144 51H143ZM157 55L159 56L160 54H157ZM227 55H225V56H227ZM48 56H49V58L47 59ZM145 56H147V55H145ZM167 56H168V54H167ZM173 57H176V55H174ZM200 57L201 56H199V59H200ZM150 58H151V55H150ZM166 58H168V57H166ZM166 58H164V60H166ZM238 58H240V57H238ZM125 59L123 58V60H125ZM206 60H208V59H206ZM130 61H128V62L130 63ZM148 61H149V63H147V64H150V60H148ZM119 62L121 63V66L119 65L120 64ZM125 62L127 63V60H125ZM125 62H123V63H125ZM176 62L170 60L168 63H166L165 67H164V72L167 73L168 78L172 79V81L173 80H178V79L189 80V83L191 84V88H190V90H189V88H188V90L187 89H185V90L188 91L189 93L190 92L195 93V96H197L199 101H201V98H200L201 96L204 97L203 101L205 102V104H204V106H202L203 111L205 109L204 108L205 105L212 106L213 104H211V103H216V101H217L216 104L219 105V108L217 107L218 111H219V109H222L223 112L231 111V113H232V108H233L232 104H234V103L231 102L232 104H230V102H228L229 104H226L224 102L227 101L225 99H229L227 96H229L231 98L232 96H234V94H232V93L231 94H227L223 89H222L223 91L221 89L219 90L216 86L218 85L217 79H219L220 81H222L224 83H226V82L228 83V81H230V82L234 81V83L237 85L238 84V82H237L238 80L237 79H236L237 81H235V79L233 80V77L235 76V72L234 71L232 73H230V74H232V76H231L229 74L228 75L225 74L226 71L224 72L220 68L213 67L214 64H213V66H208L207 64H205L207 66H203L204 64L202 66H200L202 63L201 64L199 63L200 65L198 66L195 63H194L195 65H192L193 63L187 64L186 61H185V64H184V61H182L183 62L182 65L181 64L177 65L179 61H176ZM182 62L180 61V63H182ZM209 62L210 61H208V63ZM133 63L134 62H132L131 64H133ZM215 64H217V63H215ZM118 65L120 66L119 68H121L122 66L123 67L121 69L116 68ZM137 65L138 64H135L133 66L134 67L135 66L138 67ZM210 65H212V63ZM130 67L126 68L127 71H129ZM135 68H133V69H135ZM224 68H225V66H224ZM130 70H132V69H130ZM175 73H177V76H174ZM162 75H164V74L162 73ZM126 76H127V73H126ZM164 76H166V75H164ZM164 76H163V78L161 76V78L163 80L165 78ZM157 77L159 78V76H157ZM250 78H252V77H250ZM127 79H129V78H127ZM209 80L214 81L215 84H214V82H213V84L210 83ZM123 83H124V81H123ZM165 83H169V81L165 82ZM165 83L163 82L162 85H164ZM220 83H219V86H220ZM239 83H241L240 80H239ZM130 84H132V83H130ZM239 85H241V84H239ZM130 86H132V85H130ZM166 86L164 85L163 89H165ZM254 86H251V87H254ZM126 87L129 88V86H126ZM226 87H227V85H226ZM161 88H162V86H161ZM262 88H263V86H262ZM170 89H171V87H170ZM259 89H260V87H259ZM161 92H165V94H166V90L161 91ZM161 92L158 93V95L161 97V98H159V101H162L163 99L167 98L166 95L164 96V94L161 93ZM116 94H118V92ZM144 94H145V92H144ZM124 95H125V93H124ZM163 96L165 98H163ZM118 97H119V95H118ZM185 97L188 100L187 101V105H188V103L195 104L194 106L197 107V109H198V106H196L197 102H195L196 101L195 99L192 98V99L189 100V98H190L189 96H185ZM218 97H222V98L224 97L225 101H223V102L220 101V98L218 99ZM138 98H140V97H138ZM171 98H173V99L170 100V101L173 103L174 97H171ZM130 99L133 100L134 99L133 96ZM137 99H135V100H137ZM176 99H175V101H177ZM113 100H114V102H113ZM135 100H134V102H136ZM168 100H169V98H168ZM70 101L73 102V103L68 107L67 104H69L68 102H70ZM193 101H194V103H193ZM203 101H201V103H204ZM115 102H116V105H114ZM183 103H185V102H183ZM201 103H200V105H202ZM73 104H74V106H73ZM117 104H120V105L118 106ZM138 104H141V106L138 105ZM191 104H190V106H191ZM110 105L111 106L113 105V107H116L115 108L116 111H115V109L113 107H111L113 109V111H111ZM124 105H126V103H124ZM161 105H162V103H161ZM136 106H139V108L141 107V109H143V111L145 109V112H147L148 109H150L147 106H145V108L142 107L144 105L142 103H140V102H138ZM162 106L164 107V105H162ZM169 106H172V105L170 104ZM222 106H223V108L226 107L227 111H224V109L221 108ZM117 108H120V111H118ZM127 108H129V107H127ZM146 108H148L147 111H146ZM213 108H212L213 111H215V105H214ZM124 109H126V108H123V111H124ZM207 109L210 110L209 112L212 113V109H210L208 107L205 109V112H206ZM127 111H128V109H127ZM160 111H161V109H160ZM160 111L158 109V112H160ZM183 111H184V109H183ZM222 111H220V112H222ZM233 111H235V108L233 109ZM236 111H237V109H236ZM238 111H239V109H238ZM242 111L245 112L244 109H242ZM257 111H258V109H257ZM110 112L111 113L112 112H116V113L118 112L117 113L118 115H116V114L114 115L113 114L115 117L113 115H111L112 118H114L113 120L110 118L112 121H110L109 118L108 119L104 118V116L107 115L108 113H109V116H110ZM162 112H164V109H162ZM125 113H126V111H125ZM217 113L219 114V112H217ZM203 114H206V116L203 115ZM203 114L202 115L204 117H208V115H209L207 113H203ZM218 114H216V116ZM220 114L223 115L222 113H220ZM102 115H103V118H102ZM192 115H193V117H192ZM196 115H198V114H196ZM221 115H219L220 118H221ZM107 116H105V117L107 118ZM116 116H118L117 119H115ZM203 116H202V118H203ZM225 116H226V114H225ZM157 117H159V116H157ZM148 118H150V119H148ZM207 119H210V118L208 117ZM212 119H213V117H212ZM60 120H59V122H61ZM48 121L51 122V123L48 122L49 125L50 124H53L52 126H54V124L57 125V123L54 122V121H57L55 119H48ZM52 121H53V123H52ZM201 121H203V123ZM64 122H61V123H64ZM262 123H264V122H262ZM65 125H68V124L66 123ZM236 125H237V127L239 126L238 123H236ZM33 126H32L31 129H33ZM166 126L168 128H166ZM233 126H235V125H233ZM62 127H65L66 129L62 130L61 129ZM222 127H224V126H220L221 129H222ZM206 128H208V129H206ZM235 128H234V130H236ZM221 129H219V131H217L216 133H219ZM226 130H227V128H226ZM226 130H224L223 132L225 133ZM234 130H232V131H234ZM49 131L50 130H47V132H49ZM34 132L36 133V131H34ZM193 133H196L194 135V137H192ZM207 133H210V132H207ZM219 134L220 135H217L219 140H220L219 136L222 135V137H221L222 139L220 141H222L223 139L226 138V137L223 138V134H221V133H219ZM225 134H227V137L230 136L229 133H225ZM49 137H50V135H49ZM203 137H205V136H203ZM16 140H19V137H14V139H9V140L8 139L7 140H2V141L0 140V142H2V143H0V145L1 144H4V145L7 144V146L9 147V146H11L10 145L11 142L13 143ZM230 140L231 139H228V142ZM23 141H25V140H23ZM212 141H214V140L212 139ZM226 142H227V140L225 139V142L223 141V143H226ZM35 143H36V141H35ZM64 143H65V145H64ZM247 143H249V142H247ZM4 145H2V146L5 147L6 145L5 146ZM42 145H43V142H42ZM177 145H179V146H177ZM220 145H222V142H221ZM253 145H254V143H253ZM253 145H251V146H253ZM60 146H59V148H61ZM3 147H1V148H3ZM35 147H36V145H35ZM35 147H34V149H37ZM43 147H44V145L41 148H43ZM247 147H248V145H247ZM250 150H248V151H250ZM35 151H37V150H35ZM58 151H60V149H58ZM56 152L57 151L52 152V154L55 153V155H57ZM60 152L63 155L66 154V153H63L62 149H61ZM199 153H201L202 155H200ZM58 154H59L58 156L61 155L60 153H58ZM167 154H169V153H167ZM245 154H246V152H245ZM45 156H46V154H45ZM59 158H61V157H59ZM74 158H76V159H74ZM142 158H143V155H142ZM172 158L173 157H171V159ZM222 158H220L219 160H221ZM134 159L136 160L135 156H134ZM69 160H70V163H68ZM59 161L57 163H59ZM150 161L151 162H153V161L155 162V159H153V161L152 160H150ZM159 161H157V163H160ZM12 163L14 164V166H13V168H14L16 163L13 162V161H12ZM83 163L87 164V161L83 162ZM139 163H140V161H139ZM214 163H215V160H214ZM50 164H51V162H50ZM50 164L47 165V167H49ZM88 164H90V166H91V164H93V166H92L93 169L96 168V167H94V160H93V163H88ZM130 164H132V163H130ZM53 165H54V163H53ZM64 165L62 166V168L65 167ZM128 165L129 164H126V168H127ZM17 166H19V165H17ZM81 166H83V165H81ZM117 166H115V167H117ZM121 166H122V164H121ZM152 166H154V165H152ZM160 166H162L161 163H160ZM50 167H53V166H50ZM105 167H108V166H105ZM141 167H143V166H141ZM146 167H148V166H146ZM83 168H85V167H83ZM109 168L106 169V168L102 167V169H98V166H97V169L94 170L95 172H93V174H92V171H91V174L93 176H96V175L98 176L99 174H101V172L104 171V169L108 170ZM42 169H44V168H42ZM64 169H66V168H64ZM64 169H63V171H64ZM87 169H85V170H87ZM187 169H189V168H187ZM187 169H186V171L189 172L190 169L189 170H187ZM97 170H100L101 172L98 171V174L94 175L95 173H97L96 172ZM80 171H83V170L81 169V170H79V172ZM79 172L77 171L78 175H77V173L76 174L74 173L75 176L77 175V177H78L79 176ZM18 173L19 172H17L16 175H18ZM65 173H67V170H66ZM107 173H108V171H107ZM177 173H179V172L177 171ZM67 174L69 175L70 173H67ZM27 176H28V174H27ZM104 176L105 175H103V177ZM65 177H66V175L64 174V178ZM24 178L25 177H23V179ZM96 178H99V176L96 177ZM177 178H176V180H177ZM92 179L95 180V178H92ZM160 179H161V177H160ZM24 181H25V179H24ZM98 181H99V179H98ZM148 181H151V180L148 179ZM4 182H6V181H4ZM1 183H3V181ZM1 183H0V186H1ZM139 184H140V182H139ZM151 184H153V183H151ZM202 184H203V182H202ZM8 185H9V182H8ZM47 185H49V184L47 183ZM7 187H11V185L7 186ZM182 187H184V186H182ZM165 188H168V187L165 186ZM161 189L163 190V187ZM200 189L202 190V188H200ZM15 190H16V188H15ZM52 191H54V189ZM103 191H101V192H103ZM146 191L149 192L150 189L149 190L147 189ZM11 192H12V190H11ZM165 192L169 193L168 191H165ZM56 193H58V192H56ZM163 193H164V191H163ZM176 193H177V191H176ZM121 194H122V192H121ZM113 195H115V194H113ZM172 197H173V195H172ZM6 198L4 197L5 203H6ZM167 200H168V198H167ZM168 201H170V200H168ZM243 201H244V199H243ZM8 203H10V202L8 201ZM112 203H114V200L112 201ZM140 203H138V204H140ZM132 204H135V203L134 202L132 203V201L129 202L128 203V208H131V207H129V205L131 206ZM143 204L141 203L142 206H144ZM154 206H157V205H154ZM165 206H167V205H165ZM138 207H140V206L138 205L137 208ZM168 209H169V207H168ZM170 209H169V211L167 210L168 213L171 211ZM175 209H176V207H175ZM135 210L131 208V209H129L128 212H125L123 214V217H122L123 219L120 218L121 222H119V224L121 223V225H122V221H123L124 223L128 224L127 227H132L131 225H136L138 223L139 224V225H137L138 227H140V225H141L144 228L147 223L151 222L152 225L150 223L148 225L149 229L147 231L143 230L142 233L140 232L141 234L138 233V232H137V234H132L131 233V237L134 236V238L132 240L130 239V242H129V244L127 243L128 244L127 246L126 245L123 246V244L121 243V245L123 247L121 245L117 246V244H115L116 242L114 243V241L116 239V238L114 239L115 234L109 233L111 235L108 234V237L114 235L113 237H111V238L114 239V241L111 240V238H110L111 242L108 243L109 247L108 246L105 247L102 244L105 241L104 242L102 241V243H101L102 245L100 244L101 246L97 247L96 249L94 248L95 250L92 247H90V246H92V245H90V243L91 244L92 243L93 244L97 243V242L93 241V240H96L94 238H97L95 236H97V233L99 234L100 231H102V230L105 231L107 229V227L105 229H101L100 228L99 232L97 231V229H94V231L95 230L97 231V232L95 231L96 235L93 234V232H91L92 233L91 235H95V236L94 237L92 236L93 237V239H92L93 242L90 240L91 242L88 243V246L90 245L89 246L90 249H93L94 251L91 250L92 251L91 252L89 250V248H87L89 251H88V254H86V257L83 256V255H85V253H83V255L80 253L81 254L80 256H82L81 260L82 261L84 260V264H175V262H176L175 258L173 256H171V254L169 252H167V253L163 252L164 251V249H163L164 247L161 249L160 246H163V244L157 241L158 243L161 244L160 245V244H158L156 242L157 239L158 240H161V239H159V238L156 239L155 238L156 235H158V233L156 234L157 230H153V229L167 226L169 228L168 230H171V228H174V229L176 228V230H177L178 228L181 229V227L183 225H189V227L195 226V228H197L196 226H198L200 223H202V225L201 224L200 225L203 226V221L206 219V218H204V220L202 219L203 221L201 222V221H198L196 218L189 219V220H187V218H184V220L186 219L187 222L185 221L186 223H182L183 225L181 227L180 226L178 227L176 219L180 218L178 215H180L182 212L178 214V212H177L178 209H176L177 213L173 212V210H172V212H171L172 214L170 213L172 216L170 215L171 217H169V216L166 217L168 220H166L165 216H162L164 214L155 215V213H154L153 214V215H155L154 219L151 220V218H150L151 221L147 220L149 222H146V224H145V222L141 223L142 222L141 219H143L144 216H146L145 213H143V211L142 212L139 211V213H137L138 216H136L135 219H133V214L136 213ZM157 210H160V208H158ZM181 210H183V209H181ZM189 210H190V208H189ZM84 211H85L84 213H87L86 210H84ZM144 211H146V210H144ZM157 212H156V214H157ZM193 212H195V211H193ZM81 213H82V211H81ZM174 213L176 215L175 219L172 218V217L175 216ZM185 213H186V211H185ZM75 215H76V213H75ZM80 215H76V216H80ZM87 215L90 216V214H88V213H87ZM87 215L85 216V214H84L85 217H83V213H82V215L80 217H83L82 220L86 221ZM114 215H116V214H114ZM166 215H167V213H166ZM187 215L189 216V214H187ZM193 216L195 217L196 215H193ZM118 217L116 219H118ZM70 218H71V215H70ZM77 218H79V217H77ZM84 218H86V219H84ZM102 218L104 219V220H102L104 222L105 221V217H102ZM212 218H211L210 221H213ZM88 219H90V218H88ZM77 220H79V219H77ZM85 221H84V223H85ZM88 221H86V222H88ZM143 221H146V220L143 219ZM175 221H176V223H175ZM181 221H183V219H181ZM216 221H218V220L216 219ZM41 222H42V220H41ZM91 222H93V221H91ZM219 222H222V221H219ZM215 223L216 222H214V224ZM81 224L82 223H80V225ZM87 224L85 223V225H87ZM104 225H105V222H104ZM204 225H206V224L204 223ZM71 226H73V225H71ZM81 226H83V227L79 228V229L76 228L77 226L76 227L74 226L76 228V230L78 229L77 231H74V232H79L80 229H81L82 234L83 233L85 234V231H83V230H85V227H84V225H81ZM114 227L116 228L115 225H114ZM114 227L112 226V228H114ZM125 227L123 226V228H125ZM226 227H229V225L226 226ZM75 228H74V230H75ZM112 228H110V229H112ZM150 228L152 229V231L150 230ZM193 228L194 227H192V229ZM236 228H238V226ZM239 228H241V227L239 226ZM24 229H22V230H24ZM87 229H88V226L86 228V231H89ZM187 229L189 230L190 228H187ZM128 230L129 229H127L126 231H128ZM131 230L132 231H136V230H134V228L131 229ZM126 231H125V233H126ZM185 231H186V229H185ZM103 232H100L99 235H101V234L105 235L106 231L104 233ZM195 232H197V231L195 230ZM0 233H2V232L0 231ZM14 233L16 234V231ZM67 233L70 234L69 231H67ZM67 233H65V234H67ZM71 233H73L72 230H71ZM79 233H77V235H79ZM114 233H115V231H114ZM122 233H119V234H121V237L123 236ZM82 234H81V236H84ZM86 234L88 235V232ZM119 234H116V236L118 238H120V236H118ZM71 235H69V237ZM73 235H75V233H73ZM127 235H129V234H127ZM127 235L125 234V236H127ZM16 236H18V235H16ZM81 236H80V238H81ZM102 236H100V239H101ZM125 236H124V238H125ZM6 238H8V237H6ZM27 238H28V236H27ZM51 238H53V237H51ZM55 238H57V237H55ZM77 238L74 237L75 240ZM164 238H162V241H164V243L166 244V240ZM201 238L197 237V239H199L200 241H201ZM59 239L60 238L58 237V240ZM66 239L69 240V238H65V240ZM74 239L72 237V240H74ZM87 239H91V238L89 237V238L83 239V240H85L84 243L87 242L86 241ZM100 239L96 240V241H100ZM121 239H123V237ZM202 239L204 240V237ZM10 240H12V239H10ZM23 240L25 241V239H23ZM23 240H22V242H23ZM80 240H79V244L77 243V245H75V246L78 247L79 245H81L82 248H81V246H79L78 248L79 249L81 248L82 251H83V249H85V246L87 244L85 245L83 243L84 244V246H83L82 245V240L81 241ZM116 241L118 243V241H120V239H116ZM207 241H208V243L210 242L208 239H207ZM13 242H15V241H13ZM13 242H11V244ZM63 242H64V239H63ZM107 242H109V241H107ZM138 242H140V243H138ZM171 242H170V244L173 245ZM73 243L70 242V244H73ZM112 243H114L115 245L112 244ZM176 243L178 244V242H176ZM105 244H106V242H105ZM110 244H112V245H110ZM170 244H168V245H170ZM62 245H65V244L63 243ZM174 247H175V245H174ZM178 247H180V246H178ZM40 248L41 247L39 246L38 249H40ZM45 248H46V246H45ZM52 248L49 249V250H51V252L49 251L51 254L54 253L55 250L58 251V249L56 247H55L56 248L55 250L52 249ZM61 248H62V246H61ZM74 248H76V247H74ZM170 248L169 249L167 248V249L170 250ZM87 249H85V250H87ZM59 250H60V248H59ZM85 250L83 252H85ZM71 251L73 253V251H75V250L71 248ZM178 251H177V253H178ZM49 252H48V255H51V254H49ZM59 252L63 253L62 250H60ZM76 252L78 253L79 250L77 249ZM183 252L185 253L184 249H183ZM44 253H46V250L44 251ZM55 253H56V251H55ZM32 254L33 253L31 252V255ZM65 254H67V252ZM65 254H63V255L65 256ZM31 255H29V257ZM57 255H59V254H56V255H53V256L57 257ZM67 255H68L69 260L68 259L65 260L63 258H61L63 261H60L61 259L60 260L51 259L49 261L43 260V263H41L42 260L38 259L39 262L37 264H46L48 262H49V264H75L77 261L79 262V259L76 260L77 257H79V256H77L79 254H76V253L74 254L73 253L72 255H69V254H67ZM23 256H25V254ZM41 257H42V255H41ZM44 257H45V254H44ZM46 257H48L47 254H46ZM48 258H50V257H48ZM184 258H186V257H184ZM9 259H11V257H9ZM27 259H29V258L26 257V260ZM31 259H34V257L32 258V256H31ZM85 259H88V260H85ZM23 260H25V259H22L21 261L23 262ZM26 260L23 262V264H34L35 263V262H33V263L30 262L31 260L30 261L29 260L26 261ZM36 260L37 259H35V261ZM173 260L175 262H173ZM186 260H188V258L185 259V260H180L179 259L180 262L179 263L176 262V264H185ZM15 261H16V259H15ZM44 261L46 263H44ZM22 262H20V264ZM76 264H78V263H76Z\"/></svg>",
    "mask_w": 264,
    "mask_h": 264
}]
</instances>
